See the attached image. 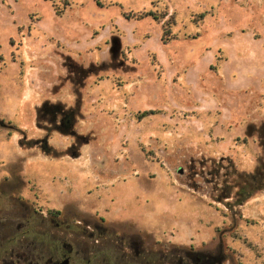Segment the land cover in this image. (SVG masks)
I'll return each instance as SVG.
<instances>
[{"label": "rangeland", "instance_id": "obj_1", "mask_svg": "<svg viewBox=\"0 0 264 264\" xmlns=\"http://www.w3.org/2000/svg\"><path fill=\"white\" fill-rule=\"evenodd\" d=\"M261 163L264 0H0V205L41 210V264H264V191L214 201Z\"/></svg>", "mask_w": 264, "mask_h": 264}, {"label": "flooded vegetation", "instance_id": "obj_2", "mask_svg": "<svg viewBox=\"0 0 264 264\" xmlns=\"http://www.w3.org/2000/svg\"><path fill=\"white\" fill-rule=\"evenodd\" d=\"M13 213H4L0 205V264H41L42 260V212L28 203H18ZM55 222V227L60 228ZM69 225H66V229ZM72 247L59 255L60 264L64 259L70 261ZM115 264H155L153 244H145L142 239L129 237L116 241ZM56 256L55 253L51 252ZM168 253L163 252L161 264H170ZM187 260H186V259ZM217 258L205 252H183L176 264H216Z\"/></svg>", "mask_w": 264, "mask_h": 264}, {"label": "trees", "instance_id": "obj_3", "mask_svg": "<svg viewBox=\"0 0 264 264\" xmlns=\"http://www.w3.org/2000/svg\"><path fill=\"white\" fill-rule=\"evenodd\" d=\"M152 17L153 19L157 20V16L153 12H147L140 15H135L137 19L143 17ZM166 25L169 23L165 22ZM167 32V30H166ZM155 112L152 110L143 111L137 115L138 118L142 119L148 117ZM236 179L233 183L224 182V184L218 190V194L215 197L214 201L216 202H224L226 208L228 210H232L234 207H239L243 205L246 201L252 198L256 193L260 191H264V163H261L253 173H239L234 171ZM235 189L234 193L232 190ZM231 198V200H227ZM220 210V209H219ZM55 213L52 210H48V214ZM51 252L60 254L56 246H53V242H48ZM174 264V263H171Z\"/></svg>", "mask_w": 264, "mask_h": 264}, {"label": "water", "instance_id": "obj_4", "mask_svg": "<svg viewBox=\"0 0 264 264\" xmlns=\"http://www.w3.org/2000/svg\"><path fill=\"white\" fill-rule=\"evenodd\" d=\"M60 264H69V260L68 259H64L60 262Z\"/></svg>", "mask_w": 264, "mask_h": 264}]
</instances>
